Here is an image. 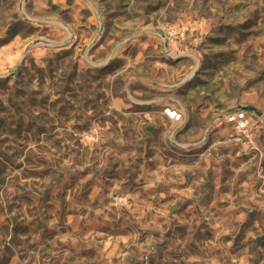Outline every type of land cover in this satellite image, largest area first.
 Instances as JSON below:
<instances>
[{"label": "rangeland", "instance_id": "1", "mask_svg": "<svg viewBox=\"0 0 264 264\" xmlns=\"http://www.w3.org/2000/svg\"><path fill=\"white\" fill-rule=\"evenodd\" d=\"M0 264H264V0H0Z\"/></svg>", "mask_w": 264, "mask_h": 264}, {"label": "built area", "instance_id": "2", "mask_svg": "<svg viewBox=\"0 0 264 264\" xmlns=\"http://www.w3.org/2000/svg\"><path fill=\"white\" fill-rule=\"evenodd\" d=\"M166 114L170 119L181 121L182 115L177 111L167 109ZM228 121L239 133L243 134L246 138H251V119H249L247 112L239 111L228 115Z\"/></svg>", "mask_w": 264, "mask_h": 264}, {"label": "water", "instance_id": "3", "mask_svg": "<svg viewBox=\"0 0 264 264\" xmlns=\"http://www.w3.org/2000/svg\"><path fill=\"white\" fill-rule=\"evenodd\" d=\"M239 111H254V109L248 108V107H239L236 111L229 112L228 115L239 112Z\"/></svg>", "mask_w": 264, "mask_h": 264}]
</instances>
